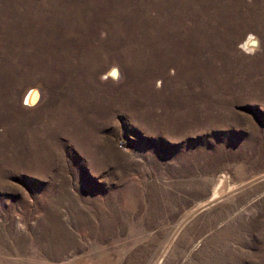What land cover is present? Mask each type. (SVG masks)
<instances>
[{"label":"rangeland","instance_id":"1","mask_svg":"<svg viewBox=\"0 0 264 264\" xmlns=\"http://www.w3.org/2000/svg\"><path fill=\"white\" fill-rule=\"evenodd\" d=\"M0 264H264V0H0Z\"/></svg>","mask_w":264,"mask_h":264},{"label":"bare ground","instance_id":"2","mask_svg":"<svg viewBox=\"0 0 264 264\" xmlns=\"http://www.w3.org/2000/svg\"><path fill=\"white\" fill-rule=\"evenodd\" d=\"M257 41V40H256ZM255 41V38H253L252 36H250L246 41L245 43L243 44V46L245 48H250L252 46H254L255 43H257ZM256 45V44H255ZM250 50V49H249ZM110 72L114 75L115 74V69L112 67V68H109ZM36 90L34 88H30L26 94H25V98L28 102H33V99L35 98V95H36ZM222 182V181H221Z\"/></svg>","mask_w":264,"mask_h":264}]
</instances>
